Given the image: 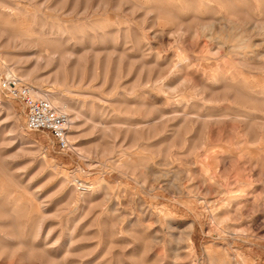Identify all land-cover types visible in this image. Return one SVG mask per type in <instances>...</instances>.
Returning a JSON list of instances; mask_svg holds the SVG:
<instances>
[{"label":"rangeland","instance_id":"1","mask_svg":"<svg viewBox=\"0 0 264 264\" xmlns=\"http://www.w3.org/2000/svg\"><path fill=\"white\" fill-rule=\"evenodd\" d=\"M8 76L0 264H264V0H0Z\"/></svg>","mask_w":264,"mask_h":264},{"label":"built area","instance_id":"2","mask_svg":"<svg viewBox=\"0 0 264 264\" xmlns=\"http://www.w3.org/2000/svg\"><path fill=\"white\" fill-rule=\"evenodd\" d=\"M0 88L24 105L27 112L26 124L30 130H47L60 146H67V114L55 110L48 100L34 96L33 89L16 76L2 79Z\"/></svg>","mask_w":264,"mask_h":264},{"label":"bare ground","instance_id":"3","mask_svg":"<svg viewBox=\"0 0 264 264\" xmlns=\"http://www.w3.org/2000/svg\"><path fill=\"white\" fill-rule=\"evenodd\" d=\"M169 17V16H168ZM227 25H229V29L230 30H235V29H238V28H240V26L239 25H236L234 22H232L230 19H228L227 20ZM247 28H245V30H246ZM19 32V34L20 35H25V36H27V32L26 31H18ZM29 32V31H28ZM231 32V31H230ZM225 34V33H224ZM228 35H230V33H228ZM25 36H23V37H25ZM30 36V35H29ZM64 40V39H63ZM256 43V42H255ZM52 50V49H51ZM72 51V50H71ZM217 78H216V76H212V82L213 81H215ZM178 82H179V80H178ZM181 83V82H180ZM182 83H183V81H182ZM214 83V82H213ZM254 91V90H253ZM246 93V92H245ZM42 95V94H41ZM245 95V94H244ZM43 97L42 98H44V99H46V100H48L49 102H50V104L53 106V105H59L60 106V109H62L63 110V106L65 105L64 103H62L60 100H58L56 97H53V96H48V95H46V94H43L42 95ZM154 99V98H153ZM155 100V99H154ZM159 103V102H158ZM54 107V106H53ZM54 109L55 110H57L55 107H54ZM65 110H67V108H65ZM57 111H59V112H63V111H60V110H57ZM63 113H65V112H63ZM234 115H231V117H236L237 116V114L236 113H233ZM67 117H68V122L70 123V119H69V116L67 115ZM219 117V116H218ZM185 118V117H184ZM215 119H217V118H215ZM233 119V118H232ZM68 123V124H69ZM172 184L175 186V183L172 181ZM171 249V248H170ZM245 260V259H244Z\"/></svg>","mask_w":264,"mask_h":264}]
</instances>
